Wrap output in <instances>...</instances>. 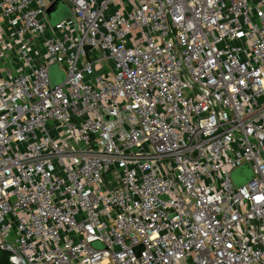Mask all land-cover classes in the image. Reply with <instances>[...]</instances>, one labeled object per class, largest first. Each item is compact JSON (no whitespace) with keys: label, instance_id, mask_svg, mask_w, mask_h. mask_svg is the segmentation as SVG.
Masks as SVG:
<instances>
[{"label":"built area","instance_id":"obj_1","mask_svg":"<svg viewBox=\"0 0 264 264\" xmlns=\"http://www.w3.org/2000/svg\"><path fill=\"white\" fill-rule=\"evenodd\" d=\"M54 1L0 0V253L264 264V0Z\"/></svg>","mask_w":264,"mask_h":264},{"label":"water","instance_id":"obj_2","mask_svg":"<svg viewBox=\"0 0 264 264\" xmlns=\"http://www.w3.org/2000/svg\"><path fill=\"white\" fill-rule=\"evenodd\" d=\"M60 9V13H58V18L56 19V21L53 19L52 15ZM46 14H47V18L49 19V21L52 23V24H55L59 21H62L66 18H71V14L70 12L67 10V8L64 6V4L60 1V0H55L47 9L46 11ZM55 21V22H54ZM90 49V47H85V51H88ZM53 67H56V66H53ZM51 69V68H50ZM51 73V71H50ZM241 172H245L247 177H246V180H249L251 178V174L249 172V169L247 166H244L243 168H241L240 170L236 171L234 174H233V179L235 181H237V183H243L244 181L242 182H239L238 179H237V176L238 174H240Z\"/></svg>","mask_w":264,"mask_h":264},{"label":"trees","instance_id":"obj_3","mask_svg":"<svg viewBox=\"0 0 264 264\" xmlns=\"http://www.w3.org/2000/svg\"><path fill=\"white\" fill-rule=\"evenodd\" d=\"M0 264H10L7 261V255L4 253H0Z\"/></svg>","mask_w":264,"mask_h":264},{"label":"rangeland","instance_id":"obj_4","mask_svg":"<svg viewBox=\"0 0 264 264\" xmlns=\"http://www.w3.org/2000/svg\"><path fill=\"white\" fill-rule=\"evenodd\" d=\"M60 11V9L59 10H57L53 15H52V17H53V19L56 21V19L58 18V13H60L59 12ZM58 14V15H57ZM54 21V22H55ZM58 74V77L61 79L62 77H63V73L61 72V71H59V73H57ZM58 82V81H57Z\"/></svg>","mask_w":264,"mask_h":264},{"label":"crops","instance_id":"obj_5","mask_svg":"<svg viewBox=\"0 0 264 264\" xmlns=\"http://www.w3.org/2000/svg\"><path fill=\"white\" fill-rule=\"evenodd\" d=\"M50 71H51V75L55 73H59V69L57 67H51Z\"/></svg>","mask_w":264,"mask_h":264}]
</instances>
